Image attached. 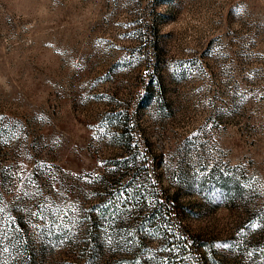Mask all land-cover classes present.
I'll use <instances>...</instances> for the list:
<instances>
[{"label":"rangeland","instance_id":"1","mask_svg":"<svg viewBox=\"0 0 264 264\" xmlns=\"http://www.w3.org/2000/svg\"><path fill=\"white\" fill-rule=\"evenodd\" d=\"M0 264H264V0H0Z\"/></svg>","mask_w":264,"mask_h":264},{"label":"trees","instance_id":"2","mask_svg":"<svg viewBox=\"0 0 264 264\" xmlns=\"http://www.w3.org/2000/svg\"><path fill=\"white\" fill-rule=\"evenodd\" d=\"M158 85H159V83H158ZM144 95L145 96H149L146 92L144 93ZM130 142H131V139L128 138L127 136H125L123 138L122 145L124 146V149L128 150L130 148V146H131L130 145ZM124 155H126V156H124L126 158V161H124L125 163L128 162V164H131V163H133L135 161V152H133L132 154L131 153L130 154L125 153ZM127 166L128 165H126V167ZM137 167H139V166H137ZM134 168H136V167H134ZM134 168H132V167H130V168L127 167L126 168L127 171L130 170V172H127L128 173V176H129V179H134V178H136L139 175V172H135L134 171ZM139 168H141V167H139ZM144 168H146V166H144ZM129 181H131V180L126 181V183H128ZM118 193H121V194H118V196H117L116 199H114V198L111 199L110 200L111 202L109 201V203L106 204L104 206V208L101 209L102 216H104L103 218L105 220H111L112 217H115V216L117 217V212L119 210V206H121V204L123 202H126L127 199H131L133 197V194H131L129 192L128 188L126 189L124 186H121L119 188ZM129 194H130V196H129ZM136 194H138L139 196L140 195H144L141 192H137ZM156 201H158V200L157 199L154 200L153 201V204H151V205L154 206V202H156ZM158 203L161 204V202H158ZM93 218L94 217H91V219H93ZM90 221H92V220H90Z\"/></svg>","mask_w":264,"mask_h":264}]
</instances>
